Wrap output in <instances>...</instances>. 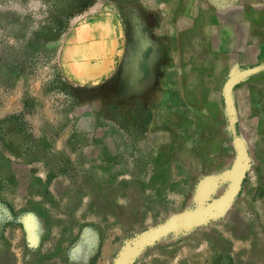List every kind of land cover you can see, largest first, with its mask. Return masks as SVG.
Listing matches in <instances>:
<instances>
[{
  "label": "crops",
  "instance_id": "crops-1",
  "mask_svg": "<svg viewBox=\"0 0 264 264\" xmlns=\"http://www.w3.org/2000/svg\"><path fill=\"white\" fill-rule=\"evenodd\" d=\"M137 9V52L106 24L89 57L60 58L83 96L61 115L40 105L36 131L57 132L11 166L16 264H114L151 233L134 264H264V0ZM134 101L137 127L115 113Z\"/></svg>",
  "mask_w": 264,
  "mask_h": 264
},
{
  "label": "rangeland",
  "instance_id": "rangeland-1",
  "mask_svg": "<svg viewBox=\"0 0 264 264\" xmlns=\"http://www.w3.org/2000/svg\"><path fill=\"white\" fill-rule=\"evenodd\" d=\"M150 3L151 0H0V258L3 255L16 264L18 253L13 248L23 243L19 238L16 244L19 221L9 204L11 166L31 164L41 158L46 153L47 139H53L57 132L51 123L44 125L42 134L36 131L39 106H48L61 115L83 96L82 92L76 93L75 82L67 79L69 72L61 56L65 54L68 60L89 57L90 37L93 31L96 35L93 29L106 24L115 25L137 52L146 25L137 8ZM111 29L108 34L112 35ZM133 69L127 68L126 72ZM121 87V82L116 87L110 85V92H115L113 99L120 96ZM39 91L44 95H37ZM137 103L117 106L115 112L120 120L134 127L148 116L147 109ZM76 110L83 126L88 125L89 110Z\"/></svg>",
  "mask_w": 264,
  "mask_h": 264
},
{
  "label": "water",
  "instance_id": "water-1",
  "mask_svg": "<svg viewBox=\"0 0 264 264\" xmlns=\"http://www.w3.org/2000/svg\"><path fill=\"white\" fill-rule=\"evenodd\" d=\"M154 236L155 233H151L135 241L120 254L114 264H132L135 257L154 239Z\"/></svg>",
  "mask_w": 264,
  "mask_h": 264
}]
</instances>
